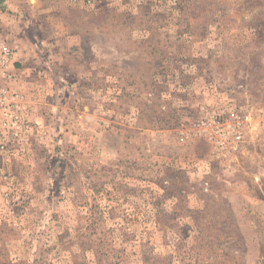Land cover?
Segmentation results:
<instances>
[{
    "label": "rangeland",
    "instance_id": "obj_1",
    "mask_svg": "<svg viewBox=\"0 0 264 264\" xmlns=\"http://www.w3.org/2000/svg\"><path fill=\"white\" fill-rule=\"evenodd\" d=\"M0 36V264H264V0H0Z\"/></svg>",
    "mask_w": 264,
    "mask_h": 264
},
{
    "label": "built area",
    "instance_id": "obj_2",
    "mask_svg": "<svg viewBox=\"0 0 264 264\" xmlns=\"http://www.w3.org/2000/svg\"><path fill=\"white\" fill-rule=\"evenodd\" d=\"M13 53L7 43L0 36V152H3L6 144L5 138L13 136L20 140L23 133V114L25 104L20 94L13 90L11 82L14 80L10 72ZM239 116L234 115L232 120L239 121ZM212 122V120H209ZM203 125V121H200ZM219 130V127H217ZM241 137L235 135L233 140L239 142ZM219 146L227 148L225 137L218 140ZM3 159H0V167Z\"/></svg>",
    "mask_w": 264,
    "mask_h": 264
}]
</instances>
